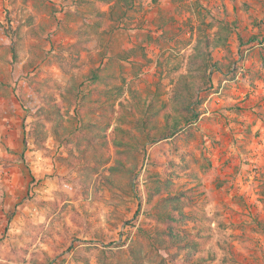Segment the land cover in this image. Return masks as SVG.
<instances>
[{
  "label": "rangeland",
  "instance_id": "1",
  "mask_svg": "<svg viewBox=\"0 0 264 264\" xmlns=\"http://www.w3.org/2000/svg\"><path fill=\"white\" fill-rule=\"evenodd\" d=\"M116 2L0 0V264H156L169 194L188 215L179 235L197 244L169 264H264V0ZM221 21L234 32L213 58L235 65L213 73L195 124L158 143L133 130L126 154L88 144L80 121L98 125L83 134L103 129L107 86L125 104L130 91L169 101L199 29ZM25 102L59 109L61 140L56 122L44 142L28 136ZM120 158L137 164L132 181L110 170ZM155 178L169 187L149 201Z\"/></svg>",
  "mask_w": 264,
  "mask_h": 264
},
{
  "label": "trees",
  "instance_id": "2",
  "mask_svg": "<svg viewBox=\"0 0 264 264\" xmlns=\"http://www.w3.org/2000/svg\"><path fill=\"white\" fill-rule=\"evenodd\" d=\"M103 4H109L114 0H98ZM117 5H121L127 10L133 6V0H116ZM102 13H99L101 16ZM104 15V14H103ZM214 25H210L213 29ZM234 32V25L229 22L221 21L217 25V31L213 34H207L203 29H199L196 44L193 52L187 59L184 71L182 67H177L178 77L169 101L161 99L157 93L150 95L143 99L136 91H130L131 98L125 104L120 101L124 95L122 86L115 85L106 87L103 94L108 105L111 116L107 123L100 129L96 135L83 134V128L89 129L97 128V123H91L84 118L81 119V129L79 132L88 140L89 145L101 143L104 148H109L111 144L120 154H126L137 149L138 141L135 138L133 130H136L142 135H146L150 142L158 143L160 141L172 139L176 137L184 129L191 127L200 118V109L202 106L201 94L209 91L213 87V73L217 72L224 75V68H227L226 76L232 72V66L221 61H214L213 51L223 49L227 46L231 35ZM6 34L12 40L11 50L14 58H17L18 48V33L12 26L6 30ZM92 80L96 82L101 77L95 73H91ZM118 106V109H117ZM23 109L27 117H31L34 121L30 124L28 136L35 139L36 142H44L45 138L41 136L44 134L43 130L47 123L56 122L54 125V135L58 139H62L59 133L61 125V115L59 109L51 112H46L45 108L31 102H25ZM117 114V116H116ZM164 120V126L158 127L157 119ZM116 123L114 135L109 134L108 131ZM125 126H129L128 128ZM80 134V135H81ZM100 140V141H99ZM76 143L81 146V138L78 137L69 139L66 144ZM122 148V151H120ZM126 160L120 158L117 160V166L112 167V172L123 171L131 176V181L136 175L137 164L132 163L127 167ZM129 164H131L128 161ZM158 176V175H157ZM154 182L157 183L153 189V194L149 196L151 201L155 196L163 193L169 185L161 184L156 178ZM164 206L158 213V219L164 226L163 235L158 239V257L159 261L156 264H169L174 260L180 249H189L195 247L197 244L185 236L179 235V231L183 230L182 225L188 218L184 209L177 203L180 202L179 196H172L164 198ZM175 203V204H173ZM134 264H148L144 258L139 255H134Z\"/></svg>",
  "mask_w": 264,
  "mask_h": 264
}]
</instances>
